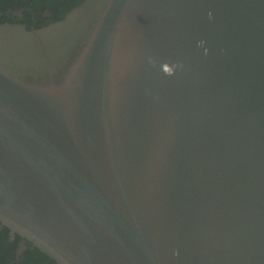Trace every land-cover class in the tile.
<instances>
[{"label": "water", "instance_id": "95a60500", "mask_svg": "<svg viewBox=\"0 0 264 264\" xmlns=\"http://www.w3.org/2000/svg\"><path fill=\"white\" fill-rule=\"evenodd\" d=\"M0 224L55 264H264V0L0 23Z\"/></svg>", "mask_w": 264, "mask_h": 264}, {"label": "flooded vegetation", "instance_id": "af4514ba", "mask_svg": "<svg viewBox=\"0 0 264 264\" xmlns=\"http://www.w3.org/2000/svg\"><path fill=\"white\" fill-rule=\"evenodd\" d=\"M82 0H63L60 13H56L54 6H32V2L26 9L7 10L0 12V23L12 22L24 24L27 28H37L62 18L66 12L79 5ZM54 4V1L51 5ZM25 10L27 13L25 14ZM6 18V19H5ZM0 264H55L54 261L42 254L36 247L20 235L12 234L6 227L0 224Z\"/></svg>", "mask_w": 264, "mask_h": 264}, {"label": "trees", "instance_id": "16d2710c", "mask_svg": "<svg viewBox=\"0 0 264 264\" xmlns=\"http://www.w3.org/2000/svg\"><path fill=\"white\" fill-rule=\"evenodd\" d=\"M54 1V4H52V2ZM63 0H0V12H5L7 10H16V9H26L30 3L32 2L34 5L32 6H41V5H47V6H54L56 5V8L54 9V11H56V13H60L63 6H65L64 3H62ZM69 2H73V0H68ZM83 1V0H82ZM81 1V2H82ZM27 13V10H25V14ZM27 15L29 16V14L27 13ZM6 19V18H5ZM61 19V18H60ZM58 20V19H56ZM12 23V22H9Z\"/></svg>", "mask_w": 264, "mask_h": 264}]
</instances>
